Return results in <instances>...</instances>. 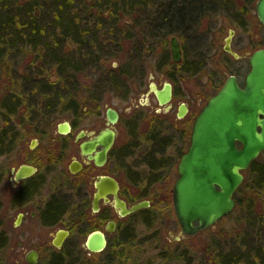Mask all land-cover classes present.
<instances>
[{"label":"rangeland","instance_id":"rangeland-1","mask_svg":"<svg viewBox=\"0 0 264 264\" xmlns=\"http://www.w3.org/2000/svg\"><path fill=\"white\" fill-rule=\"evenodd\" d=\"M24 1L12 0L8 12H17L23 7ZM76 1L77 17H86L93 22L97 10L86 4L97 0ZM256 1L251 2L253 10H247L245 16H241L242 27H260L254 10ZM151 3L155 5L153 0H148L146 4L143 3L145 5L137 6L139 13L119 11V31L127 36H119V48L113 49L103 58L107 66L127 68V72L122 75L124 87L117 91L105 90L97 97V101L89 98L85 91L95 77L98 79L102 76L100 74L97 77L98 68L94 65L79 66L74 71L69 67L56 68L54 63H46L40 58V51L32 45L20 46V50L15 51L14 48H3L6 55L3 56L4 62H0V115L3 112L1 106L6 100L12 96L20 97L16 113L8 118L13 144L0 155V200L3 203L0 232L3 231L7 236L6 246L0 249V264H30L25 254L31 249L39 252L35 264H52L54 257L61 258V264H215L216 259L230 253L243 257L244 264H255L253 253L264 251V191L258 192L251 188L253 168L264 161V153L254 160V165L245 169L244 179L234 195L236 202L232 211L212 226L193 235L182 236L172 203V187L178 176L177 164L188 144L187 133L182 131L185 130L186 122L190 123L197 112L201 93L200 68L195 71L183 69L188 62L195 60L189 41L200 37L208 27L226 31L239 25L228 19H219L217 13L201 17L197 15L189 32L174 33L182 46V61L176 62L171 58L169 47L172 34H166L161 29L164 26L162 16L155 14L157 9L154 6L149 8ZM104 16H108V11ZM59 39L63 41V38ZM61 46L71 56H76V46L72 43L61 42ZM61 69L64 71L59 73ZM149 73L153 75L151 80L158 88L165 81L172 84V107L168 111H163L155 95L148 92ZM65 74H68L69 82L62 77ZM31 83L36 84V87ZM48 88H55L68 97L63 95L57 102L49 104L46 94ZM72 100L81 101L78 113L73 112L70 106ZM181 101L190 104V111L182 118H177L176 109ZM106 106L116 109L119 119L116 122V143L102 170L114 175L122 188L131 191L134 197L149 199L150 204L140 211L138 217H127V223L136 219L141 222L127 231L130 241H123L116 248H112L114 243H111L101 252H88L84 247L86 235L90 231L88 227L78 228L79 232L75 231L74 236L56 248L51 245L50 236L59 226H43L39 214L42 207L40 200H47L50 191L46 185L44 190H36L37 194L26 205V214L14 225L16 215L23 207H15L11 202L10 169L26 158L24 153L29 149L30 142L35 144L36 139H52L57 134V125L64 120L75 121L77 128L90 130L102 127L105 124ZM2 124L0 118V127ZM179 136L182 141H179ZM55 138L63 139L58 134ZM152 139L159 141L163 149L156 150L159 146ZM150 159L164 165L159 164L161 167L151 172L144 163ZM148 173L157 179L151 181L144 189L146 191H142L133 180H140ZM73 181L87 185L88 175L78 173ZM140 192H147L148 195L138 197ZM31 211H35L36 215L31 216Z\"/></svg>","mask_w":264,"mask_h":264},{"label":"flooded vegetation","instance_id":"flooded-vegetation-1","mask_svg":"<svg viewBox=\"0 0 264 264\" xmlns=\"http://www.w3.org/2000/svg\"><path fill=\"white\" fill-rule=\"evenodd\" d=\"M0 0V6L1 2ZM167 1V5L169 4ZM205 7L202 8V11L197 13L200 14V17L204 14L206 16L217 13L220 15L219 19H228L232 23L239 25V27H231L226 31L220 30L216 27H208L204 30V32L200 35V37H194L189 44L193 50V55L195 62L198 63L200 68V100L199 107L193 118L189 122H186L184 129L182 132L187 133V146L186 149L181 153H185L188 150L190 145V136L192 131V125L195 117L199 112L204 111L207 108L208 101L211 97L215 96L226 84L228 81H233L236 85L237 89L240 91H248V75L252 70L251 58L253 54L259 50L264 48V24L260 23L257 12H256V3H255V14L260 23V27L253 29L252 27H242L240 20L243 16H245V11L251 10V2L252 0H205ZM165 6V1L157 0L155 4V9L157 12L155 14L159 16ZM253 10V9H252ZM196 15V16H197ZM242 16V17H241ZM191 24L187 25L184 32L188 30L190 31ZM176 26L169 28V32L174 35V33L179 32ZM101 31L98 30V33ZM101 33L99 34V42L101 40ZM170 37V38H171ZM177 37V36H176ZM87 43L89 46L93 45L91 41V37L83 36L79 37ZM178 39V37H177ZM95 40L94 37L92 39ZM179 42V39H178ZM180 50H181V60L182 61V46L179 42ZM74 46L76 50L80 49V43L75 44ZM103 47H105L103 45ZM170 47V40H169ZM104 50H109L110 47L106 46L103 48ZM109 54L103 55L105 58ZM192 61L188 62L190 65ZM89 65V64H87ZM86 63L83 66H87ZM151 73L148 74L149 82L152 81L150 77ZM154 82V81H153ZM156 84V83H155ZM171 84V83H170ZM164 85V83H163ZM163 85L160 87L162 88ZM172 88V96H173V86ZM88 89V88H87ZM86 91V89H85ZM148 92L149 91V83H148ZM153 93V92H152ZM154 94V93H153ZM26 97V95H25ZM156 98V97H155ZM172 98V97H171ZM157 100V99H156ZM184 102L181 101L176 109V117L177 111L179 109L180 104ZM158 103V101H157ZM185 103L187 108L186 112L190 111V104ZM240 103H242L241 111L245 114H250L253 111L250 108V102L248 99L242 97L240 99ZM159 104V103H158ZM160 105V104H159ZM163 111H168L170 107L165 110L163 105H160ZM108 106H106L107 108ZM105 108V111H106ZM116 110V109H115ZM117 111V110H116ZM105 113V112H104ZM118 113V111H117ZM185 115V114H184ZM183 115V116H184ZM182 116V117H183ZM262 117V114H259ZM177 117V118H182ZM119 119V113L118 118ZM67 121V120H64ZM116 121V122H117ZM63 122V121H62ZM69 129L66 132L58 131V125L56 128V133L63 137L62 140H57L55 137L52 139L40 140L36 139V143L33 144L30 142L29 149L24 153V158L17 165H14L10 169V189H11V202L17 207H23L22 218L26 214L27 211V203L32 201V198L35 194H37L36 190H44L45 185L46 189H50L47 200H40V205L42 206L39 210V214L42 217L44 211L46 210L48 203H56L62 209L59 214L56 216L55 221L52 225H55L56 230L59 228L68 230V235L65 237L63 244L66 241L74 236V232H79L78 228L88 227L90 231L87 233L86 237L93 231H100L104 234L106 239V245L112 244V248L118 246L117 244L123 243V241H130L131 239L127 236V231L132 229V227H136L140 221L136 219L132 223H127V217L137 216L140 214V211H143L144 208H139L133 212H129L127 214H121L120 208L115 207L114 198L115 196L107 192L104 195L100 196L97 200V208H93V200L95 194L97 192L96 181L100 176H113L118 181V189H117V197L125 204V208L130 207L133 203L143 200L146 198H136L131 194V191L127 189H123L120 181L108 171H103L102 166L107 161L111 149L107 153V159L102 165H96L92 158H89L87 155L83 154L80 149V142L83 140H87L98 133L101 129L109 126L107 123V117L105 113V124L97 129H85V128H77V124L75 121H68ZM116 122L114 123V129L116 130V137L114 144L116 143V138L118 135V129L116 127ZM156 126H159L156 124ZM260 130V127H257ZM179 141L183 139L181 136L178 137ZM35 140V139H34ZM185 141V139H184ZM113 144V145H114ZM234 145L236 148L242 147L243 143L240 140H235ZM97 149H100L101 146L97 145ZM264 153V149L258 154V156ZM69 155V158L67 156ZM180 155V156H181ZM257 156V157H258ZM256 157V158H257ZM250 161L248 169L252 166V162L256 159ZM80 164V169L73 172L71 170V165ZM30 165L34 167V171L28 175L22 176L18 180L16 179V173L18 168L23 165ZM258 166H264V161H262ZM244 170L243 173L244 179ZM84 172L88 175V184L75 183L74 177L77 176L78 173ZM48 181V182H47ZM32 188V189H31ZM238 188V187H237ZM236 188V190H237ZM31 189V190H30ZM35 191L34 194H31L32 191ZM235 190V192H236ZM234 192V195H235ZM25 195L23 201L20 204L16 205V201L18 200L17 196ZM29 195V196H28ZM27 196V197H26ZM150 204V200L147 199ZM39 205V206H40ZM52 211V209H51ZM49 213H51L49 211ZM31 216H35L36 212L31 211ZM42 224V220H41ZM43 226H49L44 225ZM53 232V234L56 232ZM181 232V231H180ZM53 234L50 236V243L52 244ZM183 236V234L181 233ZM86 240V238H85ZM85 242V241H84ZM61 245V246H62ZM60 246V247H61ZM55 247V246H54ZM56 247V248H60ZM85 247V246H84ZM105 247L100 251L105 249ZM86 248V247H85ZM87 249V248H86ZM88 250V249H87ZM90 253L91 252L88 250ZM39 255V252H38ZM39 257V256H38ZM37 262V261H36Z\"/></svg>","mask_w":264,"mask_h":264},{"label":"water","instance_id":"water-1","mask_svg":"<svg viewBox=\"0 0 264 264\" xmlns=\"http://www.w3.org/2000/svg\"><path fill=\"white\" fill-rule=\"evenodd\" d=\"M256 12L260 23L264 24V0H257ZM170 52L172 60H181L176 36L170 38ZM251 64L248 91H240L233 81H228L224 88L209 99L207 108L199 112L193 121L190 145L179 159L178 176L172 187L173 208L182 234L193 235L204 230L232 211L235 205L234 192L243 180L241 171L264 149V48L253 54ZM149 91L154 93L165 110L170 107V82L165 81L163 87L158 88L155 82L150 81ZM242 97L251 104L253 111L250 114L241 111ZM186 111L185 103L182 102L177 117H182ZM105 113L109 126L79 144L81 152L92 158L96 165H102L106 161L117 133L113 126L118 118L117 111L108 106ZM258 126L260 130L257 129ZM68 129V121L58 124V131L66 132ZM236 139L243 143L242 147H235ZM97 145L101 148L97 149ZM79 169V163L71 165L73 172ZM33 171V166L23 164L18 168L16 179ZM96 187L94 209L97 208L98 198L107 192L115 196L114 205L121 209V214L149 205V201L143 199L125 208V204L117 197L119 185L113 176H100ZM21 217L22 212H18L14 225L21 221ZM67 235L66 229L56 230L52 238L53 246L60 247ZM105 245V236L100 231L91 232L84 242V246L91 252L100 251ZM37 257L38 252L34 249L25 254V259L30 264H34Z\"/></svg>","mask_w":264,"mask_h":264},{"label":"trees","instance_id":"trees-1","mask_svg":"<svg viewBox=\"0 0 264 264\" xmlns=\"http://www.w3.org/2000/svg\"><path fill=\"white\" fill-rule=\"evenodd\" d=\"M161 1H165V6L161 13V21L164 23V26L161 29H164V33L166 34L170 33L169 28L173 26H176L178 31L184 32L186 26L195 20L197 13L199 11L201 12L206 4L205 0H171L168 5V0ZM11 2L12 0H3L0 6V62H4L3 56L6 55L5 49L3 48L7 50L14 48L13 51H15L18 49L20 50V46H27L26 44H28L37 47L40 51V58H43L46 63H54L56 68L59 66L63 67V69L69 67L74 71L79 66L83 68L85 63L94 65L96 69L98 68L97 77L100 74H102V76L98 79L95 77L94 80L91 81L89 88L86 89L87 96L94 101H97V97L107 89L117 91L120 90L122 86L124 87L122 75L127 72V68L123 67L116 69L110 65L107 66L104 62L103 55L110 54L113 49L117 50L119 48V36H127V34L119 31L120 27L117 23L119 11L125 10L127 12L139 13V7H136L145 5L148 0H97L95 3H88L86 4L88 7L92 5L97 10V13L92 18L93 22L86 17H77L76 3H78V1L75 2V0H25L23 2V7L19 8L17 12L9 13L8 9ZM144 2L145 4H143ZM156 2L157 0H153V4H156ZM153 6L155 8V5L151 3L149 8H153ZM107 11L108 16H104V13ZM149 20H152L150 16ZM98 30L101 31V36L105 38V41L103 40L104 42H99L100 33H98ZM84 35L86 37H94V48L93 46L87 45L82 39H79V37H83ZM59 37L63 38V41H60ZM61 42H70L72 45L80 43V49L74 50L76 56H73V54L71 56V53L69 54L68 51L62 49ZM103 45L105 47L109 46L110 49L104 50L103 48L105 47H103ZM192 58H194V56ZM198 67V63L192 61L190 65L187 63L183 69L185 71H195ZM63 71L62 69L58 70L59 73ZM67 75H62V77L65 78L66 82H69ZM55 83H59V81ZM34 87H36V84H34ZM67 89L69 90L70 88ZM48 90L46 94L49 104L57 102L63 95L68 97L66 93L62 94L55 88H48ZM19 97V95L12 96L1 106L3 112L0 118L3 124L0 127V155L8 151L11 144H13L8 118L11 114L16 113V105ZM70 102L73 112L78 113V104L81 101L72 100ZM72 102L74 105H72ZM152 141L157 144L159 143V141L157 142L155 139H152ZM158 146L159 148H156L158 151L164 147L162 144H158ZM144 163L147 170L151 172L164 165V163H155L154 160L151 159L148 161L145 160ZM254 163L255 161L252 165H254ZM159 164H161V166ZM1 177L0 171V181ZM156 179L157 177H151L148 173V175L142 177L140 180H133V183L137 182L138 186L143 191ZM251 186L255 191H264V166L253 168ZM34 192L33 190L31 194H34ZM146 195H148L147 192H140L137 196L144 197ZM24 197L25 195H18L16 205L20 204ZM2 206L3 203L0 200V211ZM60 209L62 208L56 203H48L41 217L42 224L52 225L56 216L61 211ZM49 211L51 213H49ZM6 244V233L1 231L0 249L5 247ZM253 254L256 257L255 264H262L264 262V251H257ZM242 259L243 257H240L236 253H230L229 255H223V257L218 260L216 259L215 264H244ZM51 263L61 264V258L54 257Z\"/></svg>","mask_w":264,"mask_h":264}]
</instances>
